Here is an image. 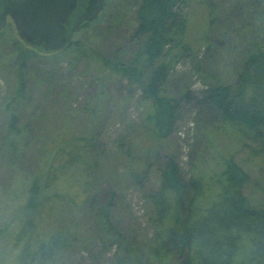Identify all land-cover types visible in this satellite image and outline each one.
<instances>
[{
  "label": "trees",
  "instance_id": "1",
  "mask_svg": "<svg viewBox=\"0 0 264 264\" xmlns=\"http://www.w3.org/2000/svg\"><path fill=\"white\" fill-rule=\"evenodd\" d=\"M192 1L138 0L136 55L127 61L101 57L113 74L150 100L141 124L148 141L144 160L156 158L160 143L172 134L181 100L194 99L199 105L215 109L224 122L264 142L261 52L249 56L233 85H209L196 98L189 90L179 98L163 93L175 65L194 56L186 42L189 18L185 10ZM99 17L85 22L79 30L88 29ZM212 21L210 18L209 24ZM15 44L17 56H23L24 61L37 56L36 50L21 48L17 39ZM79 46L80 42L72 41L66 48L45 56L71 54ZM24 66L25 62L20 68ZM25 74L26 67L20 73L15 94L5 104L9 117L0 136V169L14 172L21 187L15 208L19 222L10 234L16 249L14 264H60L65 252L78 241L77 225L87 211L98 237L115 246V264H264V204L256 205L244 194L250 177L232 156H223L216 167L196 170L188 178L182 175L176 159L168 156L157 167L158 186L146 194L152 233L144 242L137 241L115 220L112 206L117 193L111 190V196L104 200L105 195L94 183L98 149L91 126L93 114L82 126L74 123L75 115H58L56 124L43 111H33L27 117L30 121L21 122L15 113L26 91ZM247 84L256 86L257 95L248 98ZM40 123L44 125L38 127ZM34 142L39 143L37 158L33 168L27 170L22 161ZM120 143L127 144L122 151L130 160L128 175L135 183L143 181L146 173L138 170V159L133 154L137 142Z\"/></svg>",
  "mask_w": 264,
  "mask_h": 264
},
{
  "label": "rangeland",
  "instance_id": "2",
  "mask_svg": "<svg viewBox=\"0 0 264 264\" xmlns=\"http://www.w3.org/2000/svg\"><path fill=\"white\" fill-rule=\"evenodd\" d=\"M137 4L138 0H106L98 21L74 35L73 42H80L79 49L54 58L24 43L8 20L0 34V136L9 117L5 104L15 94L20 73L26 67V91L15 113L18 119L28 122L31 112L43 111L58 124V115L67 113L76 116V126H82L92 113L98 149L94 183L105 195L104 200L111 196V190L117 193L112 207L119 228L144 242L152 233L146 194L158 186L157 167L168 156L176 159L186 178L196 170L216 167L223 156H232L250 177L244 194L256 205H263L264 142L224 122L215 109L199 105L194 99L181 100L172 134L160 143L156 158L144 160L148 141L141 124L150 100L113 74L101 59L127 61L136 55ZM185 14L189 18L186 42L194 56L181 59L170 71L164 94L179 98L189 90L196 98L209 85H233L249 56L264 54V0H193ZM206 35L209 38L203 39ZM16 39L21 48L36 50L37 56L30 61H24L21 55L19 58ZM255 88L254 84L246 85L248 98L257 95ZM127 141L137 142L133 153L138 159L137 168L146 173L141 182L135 183L127 173L130 160L122 151L127 144L120 143ZM38 146L34 142L26 149L22 161L25 169L33 168ZM0 194V264H14L16 249L10 234L19 222L15 208L21 194L14 172L0 169ZM88 212L81 215L77 225L78 241L65 252L60 264H115V246L98 237Z\"/></svg>",
  "mask_w": 264,
  "mask_h": 264
},
{
  "label": "water",
  "instance_id": "3",
  "mask_svg": "<svg viewBox=\"0 0 264 264\" xmlns=\"http://www.w3.org/2000/svg\"><path fill=\"white\" fill-rule=\"evenodd\" d=\"M106 0H0V31L9 18L18 37L49 54L66 48L87 21L99 17Z\"/></svg>",
  "mask_w": 264,
  "mask_h": 264
},
{
  "label": "flooded vegetation",
  "instance_id": "4",
  "mask_svg": "<svg viewBox=\"0 0 264 264\" xmlns=\"http://www.w3.org/2000/svg\"><path fill=\"white\" fill-rule=\"evenodd\" d=\"M8 20H10L9 18L7 19V22H8ZM7 25V24H6ZM81 27V26H80Z\"/></svg>",
  "mask_w": 264,
  "mask_h": 264
}]
</instances>
